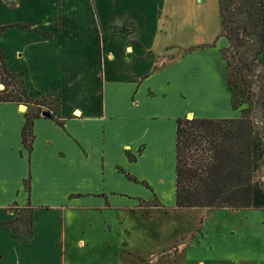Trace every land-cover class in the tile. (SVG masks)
<instances>
[{"label":"crops","instance_id":"1","mask_svg":"<svg viewBox=\"0 0 264 264\" xmlns=\"http://www.w3.org/2000/svg\"><path fill=\"white\" fill-rule=\"evenodd\" d=\"M173 2L0 0V51L6 66L22 74L30 97H59L56 112L33 116L31 151L22 139L29 108L0 100V222L17 217L14 204L22 206L30 198L35 206L33 244L20 242L11 227L0 225V264L9 249L24 254L16 264H66L72 214L113 207L119 198L131 197L118 189L131 182L120 171L124 162L137 163L150 148H160L155 167L164 183L166 150L174 147L178 118L188 113L237 117L225 90V72L215 89L209 81L213 75L185 70L190 58L203 54L223 60L228 39L218 30L204 36L199 11L188 21L187 7ZM191 34L204 37L189 41ZM173 39L184 45H168ZM257 63L264 71V48ZM195 81L203 85L198 95L189 88ZM261 115L264 122V104ZM166 121L174 124L168 142ZM259 138L256 131L255 143ZM254 156L256 171L264 172V158ZM256 183L253 204L259 198L262 205Z\"/></svg>","mask_w":264,"mask_h":264},{"label":"rangeland","instance_id":"2","mask_svg":"<svg viewBox=\"0 0 264 264\" xmlns=\"http://www.w3.org/2000/svg\"><path fill=\"white\" fill-rule=\"evenodd\" d=\"M173 3L187 7L188 21L195 18L194 11H199V19L204 21L201 23L204 36L213 35L217 30L221 33L219 0H174ZM204 36L199 34L194 38L191 34L189 41ZM173 41L168 45L174 48L184 45ZM202 46L204 43L194 46V49ZM228 46L222 50L223 60L216 54H203L190 58L185 70L213 75L209 81L216 85L215 89L219 86V74L225 72V90L237 117L258 116L262 120L264 71L256 63L241 67L239 56L243 49L238 52L235 45ZM182 53L180 51L178 55ZM10 79L8 77V81ZM8 81L0 71L1 94L21 90L18 78H14L13 83ZM189 88L198 95L203 85L195 81ZM16 102L26 105L29 108L26 114L32 117L43 114V110L56 112L58 108V102L47 97ZM165 124L168 142L169 138L172 139L174 124L169 121ZM256 131L260 132L261 138L259 144L254 140V154L263 159L264 125H255L254 133ZM160 151V148H150L139 162L123 163L120 171L126 177L129 175L131 182L121 183L118 189L131 197L119 198L113 207L89 213L78 209L77 214H72V239L68 243L71 252L66 253V264L71 260L72 264H264V204L260 205L262 202L258 198L263 196L264 201V172L261 169L256 171L254 181L260 190L255 192L258 199L251 208L180 209L175 204V144L165 152L164 183L159 182L155 167L160 162ZM130 157L133 156L130 154ZM127 170L131 175L126 173ZM137 180L139 182H134ZM11 208L17 210L19 217L13 225L26 233L29 212L23 210L19 213L17 204ZM36 240L42 244L39 232ZM17 259L23 261L24 254L9 249L4 264H16Z\"/></svg>","mask_w":264,"mask_h":264},{"label":"trees","instance_id":"3","mask_svg":"<svg viewBox=\"0 0 264 264\" xmlns=\"http://www.w3.org/2000/svg\"><path fill=\"white\" fill-rule=\"evenodd\" d=\"M219 9L221 36L228 39L229 46L235 45L238 52L243 49L239 56L241 67L258 64L257 58L264 48V0H219ZM0 53L1 76L7 81L10 77L8 83H13V79L18 78L22 87L21 90L17 89V93L0 92V100H31L22 74L11 72L5 64L4 54ZM55 99L59 100V97ZM33 124V117L28 115L22 128V139L29 151L35 138ZM254 132L252 117L178 118L175 137L176 207L235 210L251 208L257 166ZM153 203L159 205L158 202ZM18 209L19 213L23 210L29 212L26 233L18 231L19 228L13 225L18 216L12 221L0 222V225L11 227L16 239L31 245L34 243L32 225L35 206L29 198Z\"/></svg>","mask_w":264,"mask_h":264},{"label":"built area","instance_id":"4","mask_svg":"<svg viewBox=\"0 0 264 264\" xmlns=\"http://www.w3.org/2000/svg\"><path fill=\"white\" fill-rule=\"evenodd\" d=\"M252 119H253L255 125H259V126L264 125L263 124L264 122L258 116H253Z\"/></svg>","mask_w":264,"mask_h":264},{"label":"water","instance_id":"5","mask_svg":"<svg viewBox=\"0 0 264 264\" xmlns=\"http://www.w3.org/2000/svg\"><path fill=\"white\" fill-rule=\"evenodd\" d=\"M43 114H44V115H46V114H47V112H46V111H44V112H43ZM192 117H193V116H192V114H191V113H188V114H187V118H192Z\"/></svg>","mask_w":264,"mask_h":264}]
</instances>
